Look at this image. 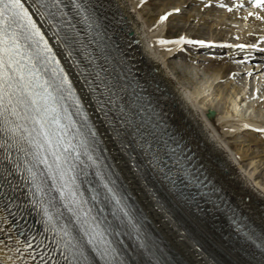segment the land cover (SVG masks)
Returning a JSON list of instances; mask_svg holds the SVG:
<instances>
[{"label": "bare ground", "instance_id": "6f19581e", "mask_svg": "<svg viewBox=\"0 0 264 264\" xmlns=\"http://www.w3.org/2000/svg\"><path fill=\"white\" fill-rule=\"evenodd\" d=\"M149 1L89 0V3L91 8L94 5L101 7L109 21L110 35L114 38V42L107 48L114 51L115 62L118 63L120 59L124 63L126 60L137 73L147 80L157 102L164 106L166 119L175 129L185 148L199 157L222 193L223 196L220 197L228 199L254 225L264 230V175L260 171L264 169V162H260V159L250 160L249 164L243 168L242 165L237 164L238 167L232 160L233 158L228 156V153L235 152L236 155H239V159L235 160L241 163L244 161L243 156L249 151V146L251 148V146L259 144L262 145L261 153L264 154V116L262 115L264 113L259 111L262 120L255 118L258 112L254 117H252L253 115L246 117L243 112L242 100L238 97V94L245 95V93L253 92L258 87L259 77L264 75V66L261 69L242 68L246 63H252L250 61L253 58H258L257 60L260 61L264 59V4L257 6L256 0H238L236 5H233L235 0H231L233 6H226L218 0H211L212 5L208 0L212 6H222L224 10L215 16L216 14H210L213 13V10L207 13L208 8L202 5V0H181L180 3H175L173 8L170 7L171 3L168 1L167 5L163 3L156 13L147 14L143 10V6ZM22 3L48 42L55 54V59L59 61V66L68 76L86 121L101 144L102 157L107 158L120 183L125 186L137 206L142 209L174 252L186 264H214L181 231L183 223V227L198 234L202 244L204 243L208 247L213 246L219 250L215 256L220 261L228 262V264H251L229 250L220 239L210 232L207 226L188 213L168 190L164 181L156 175L146 150L135 140L136 134L131 129L126 117L123 116L116 97L106 89L102 77L97 75L95 69H86L82 62L91 64L90 58L81 49V41L75 43L82 51V54L78 55L75 47L73 48L70 43H66L62 39V29L54 27L49 18L43 15L44 10L36 0H22ZM244 3L249 4V8L245 11L242 10ZM192 4H201L198 8L199 11L202 9L205 14H210L209 17L202 15L198 17V14L184 12L186 10L184 7H190ZM179 5L184 9H178ZM66 11L72 14V22L76 26L85 27L86 31L90 30L81 17L72 13L71 8ZM176 13L185 14L183 17L188 22L195 21L204 24L212 22L208 25L211 38L207 40L190 38V35L185 32L186 24L179 36L171 37L167 33L168 21L179 17L180 14ZM137 16L138 18H136ZM162 16H165L166 19L161 20ZM164 30L166 31L164 32ZM198 47L201 50L208 48L215 52L218 51L217 54H221L222 58H226L227 55L228 59L216 58L213 60L214 58L211 59V57L207 59L208 57H200L201 55L198 57L197 55L199 59L208 60L209 65L197 64L193 67L201 70L204 68L211 72L210 79L206 80L205 84L207 85L204 88H194V90L189 88L187 93L185 91L187 87H183L184 89L181 90L174 82L171 74L167 71V65L177 66V61L174 59L177 54L180 55V52L186 49L197 50ZM258 50L263 51L261 56L257 53ZM262 62L264 63V61ZM109 64L112 65V62ZM177 69L179 70L178 66ZM180 71L182 72L181 68ZM230 75V78L233 79L241 77L242 82L234 85V81H231L232 84L228 85L227 80ZM223 80L226 81L224 84L229 88L228 94L222 95L223 88L221 91L219 89L217 91L209 90L215 88ZM246 87L248 91H245ZM261 93L262 91L255 100L247 104L249 108L254 107L255 104H257L256 107L262 104L264 92ZM184 98L188 99L190 103L186 102ZM214 100L218 101L216 103L222 104L221 108L222 106L223 108L218 106V109ZM72 105L77 107L76 101L72 102ZM199 109L205 111L203 116L198 113ZM235 118L250 119L251 123L263 125V127L250 125L252 130L241 133V128H236L234 125L233 119ZM76 127L84 133V137L89 143V150L97 162V166L91 167V170L95 174L99 169L106 177H109L102 166L103 162L98 150L84 131L80 121H77ZM244 133L251 135L246 144L236 139ZM4 140H7V137L0 133V142ZM244 146L248 148L245 149ZM10 151V157L9 150L0 151V157H9L1 159L2 161L14 162L7 170L8 176L11 178V175H18L23 180L30 182L25 179L27 173L22 171L25 167L21 163L23 156L17 153L15 148ZM84 159L87 158L84 157ZM18 163L20 169L16 168ZM259 178L263 182L258 180ZM1 191H4L2 187ZM173 209L182 213L185 218H179ZM207 221L210 222V219ZM15 234H18L15 225L0 202V264H33L34 262L39 264L26 239L19 235L34 260L33 263L30 262L26 253H23L25 249L21 250L16 243L17 236L14 239Z\"/></svg>", "mask_w": 264, "mask_h": 264}, {"label": "snow or ice", "instance_id": "6c2138e0", "mask_svg": "<svg viewBox=\"0 0 264 264\" xmlns=\"http://www.w3.org/2000/svg\"><path fill=\"white\" fill-rule=\"evenodd\" d=\"M36 2L53 26L63 30L66 43L82 39L66 9L71 8L89 29L95 22L89 0ZM65 92L71 95V82L22 0H0V133L7 137L0 142V151L9 150L10 157L15 148L23 156L22 171L37 197L33 202L46 217L61 257L55 264H130L121 237L128 234L127 225L136 227L132 212L110 177L97 169L99 182L89 178L88 169L97 162L63 104ZM147 135L151 133L141 138ZM108 205L113 206L110 214ZM136 238L138 248L150 254L139 232Z\"/></svg>", "mask_w": 264, "mask_h": 264}, {"label": "rangeland", "instance_id": "374dc122", "mask_svg": "<svg viewBox=\"0 0 264 264\" xmlns=\"http://www.w3.org/2000/svg\"><path fill=\"white\" fill-rule=\"evenodd\" d=\"M168 1H170V7L171 8H173V5L175 4V3H180V1L181 0H150L147 4H145V6H143V10L147 13V14H149V13H156V11H157V9L164 3V4H166L167 5V2ZM208 0H202V5H204L205 7H207L208 8V11H207V13L208 12H212V10H213V13H210V14H216L215 16H217V15H219V13L220 12H223L224 10H223V8H222V6H212L213 5V2H211V0H209L210 2H211V4H210V2L208 1ZM212 1H215V0H212ZM219 2H221V4H223V5H229V3H230V6H233L236 2H238L237 0L236 1H234L233 3V5L231 4L232 2H230L231 0H228V2H225V0H218ZM201 4H192L190 7H184L186 10H184V12H189L190 14H198V17H200V15H202V16H206V17H209V15L210 14H205V12L204 11H202V9L199 11V6H200ZM236 5V4H235ZM244 7V6H243ZM242 7V8H243ZM251 7H253V6H251ZM168 8V7H167ZM183 7H181V5H179V7H178V9H184ZM211 8V9H210ZM170 10V9H169ZM111 11V10H110ZM112 12V11H111ZM203 12V13H202ZM176 14H178V13H176ZM180 14V15H179ZM178 15H179V17H177V18H174V19H172V20H169L168 21V29H167V33L169 34V35H171V37L173 36V37H176V36H179V34L181 33V31L184 29V27H186L185 29H186V31L185 32H187V34L188 35H190V38L191 37H193V38H196V39H198V40H207L208 38H211V34H209V26L208 25H210L212 22H208V23H201V22H195V21H192V22H188V21H185V18L183 17L185 14H181V13H179ZM183 17V18H182ZM136 18H138V16L136 17ZM139 20V19H138ZM184 20V21H183ZM229 21V20H228ZM190 23V24H189ZM186 24V25H185ZM185 25V26H184ZM203 25V26H202ZM184 26V27H183ZM190 26H191V29H190ZM183 27V28H182ZM208 27V28H207ZM200 28H201V30H200ZM207 34H206V33ZM193 34V35H192ZM197 35H198V37H197ZM202 46H203V44H202ZM200 47V46H199ZM199 47L197 48V50H193V49H186L185 51L183 50V51H181L180 53V55L179 54H177L176 56H175V61H177L176 62V64H177V66H178V68H179V71H180V68L182 69V75H180L179 73H178V71H177V66H175V67H173L172 66V64H168L167 65V71L169 72V74H171V76H172V78H173V80H174V82L177 84V86L178 87H180V88H183V87H187V90L190 88V90H194V88H196V89H198V88H204L207 84H205L206 83V80H208V78H209V76H210V74H211V72H208L207 70H205L204 68H202V70L200 69V68H194L193 66L194 65H197V64H199V65H205V66H207V65H209V62H207L206 60H202L201 58L199 59L198 57L200 56V57H205V58H207V59H210V57H211V59L212 58H214L213 60H215L216 58H218V59H228V56L226 55H224L226 58H222L221 56V54H217L218 53V51L217 52H215L214 50H209L208 48L207 49H205V50H201V49H199ZM223 52H227V51H223ZM197 55H198V57H197ZM218 56V57H217ZM193 60V61H192ZM250 62H253V63H246L244 66H242V68H251V67H256V68H258L259 67V64L260 63H258L259 62V60H257V58H254V59H252V61H250ZM255 62V63H254ZM201 70V71H200ZM207 71V72H206ZM174 74L175 75H177V76H174ZM232 75V74H231ZM231 75L230 76H228L229 77V80H227L228 81V85H231L232 84V82H233V84L234 85H236V84H240L241 82H242V78L241 77H238V78H235V79H233V78H230L231 77ZM244 76V75H243ZM241 78V79H240ZM210 79V78H209ZM226 80V79H225ZM225 80H223L219 85H217L215 88H213V89H209L210 91H217V89H219L220 91H221V89L223 88V89H225V90H223L222 89V95H226V94H228L230 91H229V88H227L226 87V81ZM225 81V82H224ZM232 81V82H231ZM209 82V81H208ZM225 83V84H224ZM264 86V85H263ZM220 87V88H219ZM224 87H226V88H224ZM212 88V87H211ZM264 88V87H263ZM228 90V91H227ZM264 89H262V93L264 92L263 91ZM225 91H227V92H225ZM261 93V94H262ZM263 97V98H262ZM262 99H263V101H264V93L262 94ZM215 101V100H214ZM213 101V102H214ZM217 101V100H216ZM216 101H215V103H216ZM262 101V104H260V105H263L262 107L259 105V106H255V105H257V104H255L254 105V107H251V109H250V111L248 112L249 113V116H252V117H254L255 115H257V112H258V115L255 117V118H260V115H259V111H261L262 113H264V102ZM218 102V101H217ZM214 103V105L216 106V104H217V108H218V106H219V108H221V105H220V103L218 104V103H216L215 104ZM259 103V102H258ZM218 108V109H219ZM222 108H223V106H222ZM221 108V109H222ZM202 115V114H201ZM263 116H264V114H262ZM264 118V117H263ZM263 118H260L261 120L263 119ZM259 119V120H260ZM264 120V119H263ZM250 134H243V135H239L236 139H238V140H241V141H243L245 144L246 143H248L249 142V139L251 138V135L249 136ZM256 139H258L257 137H256ZM235 140V139H234ZM264 142V141H263ZM260 145V146H259ZM259 145H253V146H251V148H250V146H249V151H248V153H246V155H244L243 157H244V161L243 162H241V163H239L238 162V160H235V159H239V155L237 154L236 155V153L235 152H232V153H228V156L232 159V160H234V162L236 163V165L238 164L239 166L240 165H242L243 166V168H245L248 164H249V162H250V160H257V159H260V162H264V154L263 153H261V151H262V145L261 144H259ZM244 148H245V146H244ZM248 147L246 146V148L245 149H247ZM232 154V155H231ZM241 158V157H240ZM259 162V163H260ZM237 165V166H238ZM238 166V167H239ZM261 171V174L262 175H264V169H262V170H260ZM258 180H260V181H262L260 178L258 179ZM263 182V181H262ZM16 236H17V238H16ZM14 237V236H13ZM16 238V239H15ZM14 239H15V241H16V243L18 244V246L21 248V250H23V249H25V251H23V253L27 256V258L30 260V262H34V260H33V258H32V256L29 254V252H28V250H27V248H26V246H25V244H24V242H23V240H22V238H21V236H19L18 234H15V237H14ZM19 241H18V240ZM18 242H21V243H18ZM19 244H22V245H19ZM22 246V247H21ZM23 247H25V248H23ZM11 252H14L13 250H11ZM32 260H31V259ZM19 261V260H18ZM29 262V263H30ZM33 264H35V262L33 263Z\"/></svg>", "mask_w": 264, "mask_h": 264}, {"label": "water", "instance_id": "95a60500", "mask_svg": "<svg viewBox=\"0 0 264 264\" xmlns=\"http://www.w3.org/2000/svg\"><path fill=\"white\" fill-rule=\"evenodd\" d=\"M131 202H132V205H133V208H134V212L139 217V220L141 219V220H144L146 222L147 225H145V226L148 227L150 230H152L153 234L156 237L155 239H158L159 241L158 240L157 241L160 242L163 245L164 248H161V251L163 252V254L167 255V253H169L170 255H172L175 258V260L178 262V263L177 262H174V264H186V262L183 261L174 252V250L166 243V241L163 239V237L161 236V234L157 231V229L153 226V224L147 218V216L145 215V213L142 211V209L137 206V204L135 203V201L134 200H131Z\"/></svg>", "mask_w": 264, "mask_h": 264}]
</instances>
